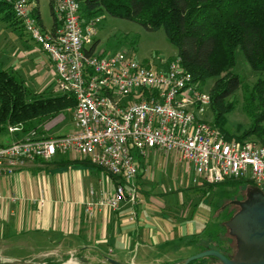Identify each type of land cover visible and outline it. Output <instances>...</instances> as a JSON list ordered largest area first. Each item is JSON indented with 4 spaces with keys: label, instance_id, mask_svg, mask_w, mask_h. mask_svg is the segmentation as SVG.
I'll return each mask as SVG.
<instances>
[{
    "label": "built area",
    "instance_id": "built-area-1",
    "mask_svg": "<svg viewBox=\"0 0 264 264\" xmlns=\"http://www.w3.org/2000/svg\"><path fill=\"white\" fill-rule=\"evenodd\" d=\"M29 0H15L13 10L25 30L47 53L55 68L54 90L73 95L74 127L61 136H42L10 125L20 139L0 146V177L11 176L28 162L51 161L57 153L88 158L121 178L113 193L84 204L85 213L97 207L117 209L138 198L140 163L151 152L189 164L197 178L217 184L248 178L264 186V145L252 140H228L207 118L210 94L203 91L178 56L143 63L127 52L103 56L90 53L95 25L84 24L77 0H52L59 22L46 31L32 13ZM96 196L94 189L89 191ZM17 202L16 196H4ZM41 202H44L42 199ZM78 264L75 255L68 261Z\"/></svg>",
    "mask_w": 264,
    "mask_h": 264
},
{
    "label": "trees",
    "instance_id": "trees-1",
    "mask_svg": "<svg viewBox=\"0 0 264 264\" xmlns=\"http://www.w3.org/2000/svg\"><path fill=\"white\" fill-rule=\"evenodd\" d=\"M37 1V0H36ZM84 24L105 13L112 17L137 22L148 30L161 27L177 48V56L184 68L191 73L193 81L200 87L211 78H215L209 94L210 110L214 116L212 125L220 129L228 140H252L264 145V78L259 77L251 88H245L246 111L253 119L250 128L239 134H232L227 127V115L234 108L228 99L242 87L239 74L231 69L236 64V52L241 50L254 72L264 73V0H77ZM13 2L0 0V17L10 20L11 25L25 33L23 22L13 10ZM30 2V1H29ZM31 3V2H30ZM39 2L35 3L32 13L43 28ZM53 14L51 31L59 27ZM94 51V45L90 53ZM77 106L75 97L69 93L44 90L33 92L22 74L13 70L0 69V146L10 144L8 141L10 125L23 126L24 134L36 131L44 133L43 127ZM17 139L21 135L16 134ZM16 140V139H15ZM258 140V141H257ZM43 161V160H42ZM46 162V161H45ZM81 162L104 170L116 185L122 182L102 167L92 164L88 159H61L60 163L74 165ZM139 178V174L137 179ZM230 178L235 183L254 185L252 180ZM205 184H209L204 182ZM223 183V182H222ZM218 184V183H217ZM226 226L215 231L204 228L195 237L204 234L208 248L219 250L230 257L235 250L228 246V241L221 234ZM191 239L189 243H197ZM218 260L214 257L195 259L189 264H209ZM41 263L60 264L53 260ZM0 264H14L1 262Z\"/></svg>",
    "mask_w": 264,
    "mask_h": 264
},
{
    "label": "crops",
    "instance_id": "crops-1",
    "mask_svg": "<svg viewBox=\"0 0 264 264\" xmlns=\"http://www.w3.org/2000/svg\"><path fill=\"white\" fill-rule=\"evenodd\" d=\"M36 2L39 0H32L31 5L34 6L33 3ZM43 29L51 31V29L47 30L44 25ZM20 35L23 37L24 33ZM27 35L30 37L29 34ZM94 52L96 53V44ZM30 54L29 51L26 52L27 60ZM54 84L55 82L52 85ZM69 112L71 114L69 124L66 122L67 115H63L64 118L62 117L52 126H49L51 122L46 124L43 127L44 134L53 137L70 132L74 127L73 109ZM10 136L12 141L15 135ZM163 157L165 156L160 152L153 151L141 161L137 179L138 198L135 203L124 200L114 210L97 207L93 216H88L85 213L84 204L91 200L96 201L108 193H113L117 187L115 181L104 170L81 162L69 166L60 163L61 159H88L72 153H57L49 162L40 159L28 162L16 172L29 168L32 173H38L45 169L53 175L57 174L58 185L51 186L49 184L47 191L42 193L40 199L39 197L32 199L35 200L31 201L35 207L25 204H20L17 207L12 205L29 199V197L20 199L16 196L17 202H12L8 198L0 200L1 262L30 264L50 259L64 264L70 260V256L73 254L79 264H112L108 260L109 258L133 264H177L193 254H186L184 257L177 255L178 251L175 252L171 249L172 243L178 242L177 240H184L183 246L182 244L175 245V248H181L178 249L180 253H184L181 251H184L186 246L192 245L189 241L193 238L198 240L197 243L201 239L202 247L208 248L209 244L204 241L206 240L204 234L194 236L204 228L196 227L193 224L186 228L182 225L178 226V222L174 219L176 217H173L176 215L172 211L177 204L171 202L172 200L168 201L167 205L161 203L160 198L163 199L168 193H155L143 185L146 182L145 177L155 182L157 176L161 175V171L168 172L166 177L171 173L178 178V172L182 171L184 162L167 157L165 158L169 162H163ZM82 167L105 172L106 183L102 184L100 191H95L96 196L87 194L78 185L77 181L79 178L82 179L80 172ZM12 179L11 176L0 177V191L4 196H15L13 187L8 188V185H12ZM18 179V176L13 179L17 185L20 183ZM32 189L34 188L31 187ZM31 190L29 194L32 195L33 191ZM7 192L12 194L8 195ZM168 197L171 198V196ZM42 199L44 202H41ZM9 201L12 204H9ZM8 205L12 207L8 208ZM171 219L174 224L170 222ZM164 246L167 251L171 252L161 254L160 250H163ZM134 250L142 253L140 263L137 262V257L132 254Z\"/></svg>",
    "mask_w": 264,
    "mask_h": 264
},
{
    "label": "rangeland",
    "instance_id": "rangeland-1",
    "mask_svg": "<svg viewBox=\"0 0 264 264\" xmlns=\"http://www.w3.org/2000/svg\"><path fill=\"white\" fill-rule=\"evenodd\" d=\"M5 1L13 2L14 0ZM29 1L31 2L32 0ZM38 5L43 25L47 30L52 29L53 14L51 0H39ZM95 28L96 33L93 36V42L94 45L96 44L97 54L108 56L122 51L127 52L143 63H148L150 61L159 63L161 59L169 60L177 56L178 50L168 39L163 27L157 30H148L137 22L112 17L105 13L96 23ZM23 33L24 38L20 35ZM26 50L31 53L30 56H28V60L26 57ZM236 56V64L231 70L240 75L243 85L228 99V101L233 102L234 108L227 115V127L232 134L240 135L253 124V119L246 111V90L243 87H246V89L251 88L259 77L264 78V73L254 72L241 50H237ZM1 68L13 70L18 74H22L27 85L33 92H43L46 89L52 90V84L56 80L55 68L47 53L41 49L39 44L36 43L31 36L29 37L25 34V31L15 28L11 25L10 20L0 17V69ZM214 81L215 78L209 79L201 86V89L209 93ZM70 112L68 111L66 113V122L68 124L71 118ZM62 117L63 114L59 115L49 123V126L58 122ZM207 118L211 121L214 119L210 109L208 110ZM41 135L46 136L44 133ZM13 137L14 139L16 138V136ZM11 139L12 137L9 136L7 142ZM162 161L169 162L165 157H163ZM181 169L182 171L180 170V172H178V178L171 173L169 175L170 177H166L168 172L164 171V173L161 171V175L157 176L155 182L145 177L146 182L143 185H145L146 189L155 191V193H168L163 199L160 198V201L163 205H167L170 200H172L171 202L174 204H177V206L172 209L176 215L173 217H176L174 219L178 222V226L182 225L184 228L193 224L196 227L200 226L201 228H205L207 231H215L219 229V227L226 226L224 223L238 211V206L232 202L245 199L248 191L252 188L251 184L245 185L242 183H235L233 180H229L225 183L205 184L202 179L197 178L195 171L189 164L184 162L183 168ZM80 172L82 179L79 178L77 182L79 187L83 188L84 192L87 194H89L91 189H94L96 192L100 191L102 184L106 183L104 171L82 167ZM16 176L19 177L18 180L20 181L18 185L16 182H13ZM11 177L13 178L11 180L12 185H8V188L10 189L13 187V194L20 199L29 197V199L22 200L15 204L9 201L8 203L12 204L14 207L20 204L35 207L33 205L34 203L31 202L35 200L32 199L38 197L40 199L41 195H43L42 193L47 191L49 184L51 186L58 185L57 174L53 175L45 169H42V171L38 173H32L31 169L25 168L15 172ZM244 180L246 181L248 178ZM31 187H33L35 191L34 189L31 190ZM262 189L264 190V186ZM30 190L33 191L32 195L29 194ZM171 190L173 191L169 192ZM7 194L11 195L12 193L7 192ZM168 196H171V198ZM10 207L12 206L8 205V208ZM170 222L174 224L173 219H171ZM203 236L205 237L206 235ZM223 237L228 241V246L236 251V241L229 234L228 228L221 234V238ZM177 241L178 242L174 244L172 243L171 249L175 252L178 251L177 255L179 254L181 257L189 253H193L191 255L199 253L203 244L201 239H199V243L186 246V249L181 251L184 253H180L178 249L181 248H175V245L182 244L183 246L184 240L181 239ZM204 241L208 244L207 240ZM169 252L171 251H167L165 246L163 250H160V253L163 255ZM132 254L137 257V262L140 263L142 253L134 250ZM219 263V260L212 259L209 264Z\"/></svg>",
    "mask_w": 264,
    "mask_h": 264
},
{
    "label": "water",
    "instance_id": "water-1",
    "mask_svg": "<svg viewBox=\"0 0 264 264\" xmlns=\"http://www.w3.org/2000/svg\"><path fill=\"white\" fill-rule=\"evenodd\" d=\"M232 203L238 206V211L226 222V226L229 234L236 241L235 253L228 257L219 250L209 248L184 258L177 264H189L203 257L217 258L220 261L219 264H264V190L252 185L245 199L235 200ZM108 260L112 264H133L119 262L112 258Z\"/></svg>",
    "mask_w": 264,
    "mask_h": 264
}]
</instances>
